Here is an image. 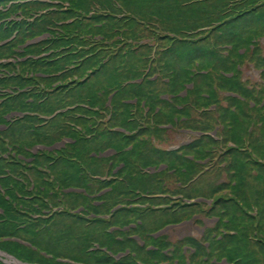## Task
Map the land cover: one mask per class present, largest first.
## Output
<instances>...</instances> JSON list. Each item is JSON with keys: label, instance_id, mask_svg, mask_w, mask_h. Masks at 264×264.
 Returning a JSON list of instances; mask_svg holds the SVG:
<instances>
[{"label": "trees", "instance_id": "1", "mask_svg": "<svg viewBox=\"0 0 264 264\" xmlns=\"http://www.w3.org/2000/svg\"><path fill=\"white\" fill-rule=\"evenodd\" d=\"M63 1H69V10L59 6L35 25L22 28L17 41L0 48V57L12 55L27 40L41 35L53 19L73 18L62 25L52 45L56 50L72 45L55 54L61 59L28 60L23 66L49 74L76 61L75 69L64 76L76 74L80 80L73 82L74 88L66 95L60 89L54 91L41 109L52 112L90 102L106 111L109 97L116 92L110 129L98 128L92 140L75 136L72 154L65 152L52 167L54 182L44 181L46 174L40 168L49 157H39L29 170L36 179L32 191L17 181L29 180L20 166L0 160V175H7L8 169L11 172L0 178L9 197L0 192V249L31 264H264V0ZM94 2L103 12L91 14ZM49 7L36 0L23 9ZM11 33H1L0 40ZM91 44L102 49L94 53V48H79ZM41 47L32 45L25 53L39 54ZM91 69L93 73L84 79ZM141 78L143 83H131ZM38 80L53 83L42 76ZM20 98L5 103L0 122L3 114L19 105ZM135 99L137 105L127 102ZM32 122L28 118L18 123L7 135L19 142L20 138L31 141L72 133L64 126L57 129L59 118L42 134L30 131ZM25 125L28 128L20 135L19 128ZM117 127L131 134L114 131ZM215 130L217 137L211 135ZM184 131L200 135H193L192 142L178 150L161 148L170 133ZM109 148L121 154L109 159L91 155ZM109 162L114 163L112 171L124 164L116 178L92 179L104 174L102 164ZM160 164L168 169L144 174L140 170ZM162 186L184 198L151 197L156 207L149 217V197L139 202L132 199L140 197L137 190L162 194L166 192ZM69 188L85 192H67ZM104 189L108 191L100 195ZM60 194L70 210L43 219L51 204L58 205ZM199 197L213 199V203H188ZM79 207L84 210L76 213ZM194 216H199L197 225L207 226L200 238L151 235ZM206 219L217 220L211 224ZM132 224L135 227L124 229ZM128 250V255L116 258ZM0 264L4 263L0 260Z\"/></svg>", "mask_w": 264, "mask_h": 264}, {"label": "rangeland", "instance_id": "2", "mask_svg": "<svg viewBox=\"0 0 264 264\" xmlns=\"http://www.w3.org/2000/svg\"><path fill=\"white\" fill-rule=\"evenodd\" d=\"M248 71V69H246ZM249 73V72H248ZM10 84H14V83H10ZM192 85V84H191ZM173 133H170V139L169 141L166 142V144L164 143V145L161 146V148H167L168 146H176L178 144H181L182 142H187V140H190L189 137H181V136H177ZM164 188V190L166 192L162 193V194H156V195H150L151 190L149 189V217L152 216L151 214L153 213L152 209L156 207V205L153 204V200L151 199V197H158L161 199H172L174 200L176 197L174 196V193L168 189H166L164 186H162ZM171 200H169L170 202Z\"/></svg>", "mask_w": 264, "mask_h": 264}]
</instances>
